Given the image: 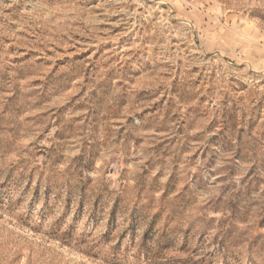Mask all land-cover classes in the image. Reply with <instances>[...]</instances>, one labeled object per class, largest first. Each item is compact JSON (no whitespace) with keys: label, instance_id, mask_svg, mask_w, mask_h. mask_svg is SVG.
<instances>
[{"label":"rangeland","instance_id":"rangeland-1","mask_svg":"<svg viewBox=\"0 0 264 264\" xmlns=\"http://www.w3.org/2000/svg\"><path fill=\"white\" fill-rule=\"evenodd\" d=\"M0 264H264V0H0Z\"/></svg>","mask_w":264,"mask_h":264}]
</instances>
